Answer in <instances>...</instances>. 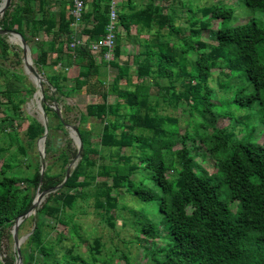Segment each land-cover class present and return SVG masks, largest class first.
<instances>
[{
	"label": "trees",
	"instance_id": "obj_1",
	"mask_svg": "<svg viewBox=\"0 0 264 264\" xmlns=\"http://www.w3.org/2000/svg\"><path fill=\"white\" fill-rule=\"evenodd\" d=\"M82 1L79 36L83 43L74 47H70L77 35L72 28L73 0H18L0 20L1 27L17 30L27 44L38 39L33 62L54 92L50 94L49 87H44V111L49 120L45 154L55 149L54 127L65 130L68 123L66 118L60 120L48 102H62L63 97L74 94L99 99L79 113L81 149L70 177L60 189L47 194L37 214L67 226L70 238L81 241L74 216L66 210L75 209L83 183L88 182L84 179L92 177L96 205L109 227H114L115 219L112 191L123 188L140 201H154L161 227L147 222L138 229L145 237L161 240L157 248H146L149 255H158L156 264H264V134L256 141L217 127L216 118L228 115L215 112L207 85L213 69H224L227 77L234 78L237 65H242L254 91L243 93L240 88L227 103L251 107L257 102L259 121L264 126V100L259 95L264 89V22L252 15L236 23L230 5L196 6L192 12L193 4L188 3L189 13L194 16L200 12L203 17L188 19L186 14L189 34L182 36L180 27L155 0H120L116 5L113 60L107 61L103 57L106 47L93 52L89 44L105 34L110 0ZM241 1L251 11L264 15V0ZM214 21H218L217 26L211 29ZM163 27L166 32L161 31ZM202 30H210L213 43L201 40ZM142 33L153 37L145 38ZM40 34L43 37L39 39ZM123 43L139 47L131 54L137 79L133 85L120 83L131 77V65L119 62ZM9 48L5 36L0 35V57L6 56ZM190 48L197 53L187 65ZM107 66L117 68L111 82L107 80ZM76 67L77 73L70 77L69 69ZM8 72L0 70V74ZM10 73L0 89V241L14 219L28 209L40 177V190L53 188L63 180L64 166L70 158L77 157L76 148L70 153L62 147L56 156L61 171H50L47 166L40 175V161L29 159L15 130L6 131L7 123L20 114L25 102L21 91L24 89L27 97L34 91L32 85L24 83L21 88V77ZM160 78L168 83L160 85ZM179 78L181 89L170 92L173 79ZM147 79L157 87L154 105L150 104L151 82ZM109 95L115 96L113 102L108 101ZM160 99L173 105L185 102L192 120L201 118L205 122L191 131V120L181 134L175 118L157 113ZM90 117L103 120L98 140L90 138L89 130L81 125ZM51 119L56 120L55 126ZM43 132L42 123H29L25 130L27 145L32 146ZM5 136L8 141L2 145ZM189 140L205 147V153L199 154L204 157L208 153L214 159L213 172L196 161L197 153L191 154L186 146ZM68 141L72 142L71 138ZM178 143L182 146L174 149ZM15 144L16 151L9 152ZM124 147L129 152L122 155L126 161L120 162ZM104 150L109 151L105 154ZM106 157L116 158V162L100 163ZM35 223L25 242L28 251L22 250L23 264H79V258L73 255L80 254L71 249L77 242L63 246L61 241L67 238L64 234L53 242L49 236L54 226ZM5 264H14V257L7 255Z\"/></svg>",
	"mask_w": 264,
	"mask_h": 264
},
{
	"label": "rangeland",
	"instance_id": "obj_2",
	"mask_svg": "<svg viewBox=\"0 0 264 264\" xmlns=\"http://www.w3.org/2000/svg\"><path fill=\"white\" fill-rule=\"evenodd\" d=\"M139 3L142 0H135ZM144 1V0H143ZM18 2V0H11V4ZM120 0H115L116 5ZM165 14H168L172 17L173 23L180 27V35L185 36L189 34V20H187L186 14H188V19H197L202 18L203 15L200 12H197L192 15L187 10L188 3H192L191 11L196 10V6L202 7L205 5H212L215 3H222L225 5H230L233 8L234 16L236 17V23L245 22L252 15L258 19H261L264 22V15L261 12L251 11L241 0H155ZM10 4V5H11ZM0 16V20H1ZM218 21H214L211 29H215ZM1 27V23H0ZM79 28L77 29V34H79ZM162 32H166L167 28L163 27ZM140 36L145 38H151L152 35L147 33H142ZM213 34L210 30H202L200 32V38L205 43H213L212 39ZM42 34L39 35V39L42 38ZM9 38L5 36L6 42L9 44V52L6 56L0 57V70H10L17 73L21 80L19 85L22 88L23 83L27 85L35 86L30 80L28 75L24 72V63L22 61V51L17 44H12L8 40ZM38 39L32 40L28 43L30 49V55L32 61L36 56V51L38 49ZM183 45L184 43L181 42ZM136 44H124L122 49L124 53L120 56V63H128L131 65L133 52L138 50ZM201 52V51H200ZM16 53V54H15ZM197 50H192L188 52V57H186V64L190 65V57L196 55ZM113 60V59H112ZM110 60V61H112ZM34 67L36 68L34 62ZM53 69H56V66H53ZM190 69V67L188 68ZM38 71V69L36 68ZM77 67L69 69V76H73L77 73ZM107 80L112 81L113 76L117 72V68L113 66H107ZM191 70V69H190ZM226 70L215 68L212 71V77L208 79L207 85L210 88V100L214 102L216 110L215 112H223L228 115V117L220 116L216 118L215 125L219 128L224 129L226 132H231L237 136H242L243 134L247 137H252L256 141H260L264 134V126L260 124L259 121V110L257 109V102L251 107H245L237 103H227L228 99L236 94L238 89L242 88L243 93H250L254 91L253 85L246 79L242 65H237V70H235L236 75L234 78H229L226 75ZM0 74V89L3 88V82L6 78L10 77L11 73ZM40 75L45 78L43 72L38 71ZM130 79L123 78L121 80V86L133 85L137 82L135 75L134 65L130 66ZM12 78V77H11ZM148 82H151L150 89V104L154 105L155 99L157 98L156 91L157 87L154 82L150 79H147ZM174 88L170 90L179 91L182 87L180 78L173 79ZM168 83L167 79L160 78L159 84L164 85ZM44 87L48 86V83H44ZM71 85V82H69ZM120 86V87H121ZM49 87V86H48ZM33 91V93H34ZM33 93L31 96H26L24 89L20 93V97L25 99V102L21 105L20 114L11 120L6 125V131L10 132L15 130L18 134L19 141L25 146L26 152L28 153L29 159L33 162L39 160V151L37 142L32 146L27 145L25 130L26 126L33 122L38 121L42 123L43 116L42 111L39 107L37 100L34 98ZM49 93L53 94V89L49 87ZM170 94V93H169ZM260 98L264 100V89L259 91ZM26 97V98H25ZM115 96L109 95L108 101L113 102ZM99 99L96 97H86L82 94H74L70 97H63L62 102L56 103L55 101L48 102L51 106H57L62 114L63 119L66 118L68 124L73 126H78V116L81 111L85 110V107L88 103L97 102ZM66 106L70 109L65 108ZM157 113L175 118L177 121V126L179 132L182 134L187 129V123H189L194 117L191 115V111L185 102L179 101L178 104H171L166 99H160V105L156 107ZM48 126L49 120L46 115ZM192 120L190 122L189 130L194 131L198 123H204L203 119ZM51 123L55 126L56 120L51 119ZM103 120L95 117H90L87 123H82L81 125L88 129L90 132V138L98 140L99 133L101 130ZM66 131V133H65ZM54 134V146L55 149L44 155L45 167L49 166L50 171H61L62 166H60V161H57L56 156L59 150L62 147H67L68 151L71 153L73 149H77V145L70 136V129L65 127V130L54 127L52 130ZM1 137V134H0ZM68 138H71L72 142L68 141ZM8 141V138L5 136L3 138L2 145H5ZM200 145V146H199ZM182 145L178 143L174 146V149L180 148ZM186 146L189 147L190 153H197L195 158L198 163L205 167L208 171L213 172L214 168V159L206 153L203 157L201 152H204L205 147L200 144V142H192L191 140L186 142ZM45 147V146H44ZM17 145H13L9 152L16 151ZM109 150H104V153L107 154ZM113 151V150H111ZM129 150L127 148H122L120 162L126 161L122 155L127 154ZM200 153V154H199ZM205 153V152H204ZM8 155V154H7ZM200 155V156H199ZM75 159V157L70 158V162L64 166V171H66L69 164ZM118 160V159H117ZM2 158H0V165L2 163ZM100 163H114L116 158L106 157L103 160H99ZM83 180V177L79 178ZM82 188V197L78 200V203L75 209H67L66 213H72L74 220L79 227L83 239L72 240L69 236L67 226L58 224L50 217L41 216L35 211L29 217H27L18 228V236L25 237L27 234L31 233L35 221H42L43 223L49 225V227L54 226V230L49 236L53 242H56L61 238V234L65 235L66 240H62L61 243L63 246H70L72 243L77 242L74 248H71L74 253L80 255H73L79 258V264H156L155 258L158 255H149L146 251L148 249H154L161 245V240L159 238H148L140 233L139 229L142 223H151L153 226L161 227L158 222V214L154 201H140L128 193L125 189H117L112 191V195L116 198V207L114 209V227H109L107 222L102 217V209L96 205L95 198L93 196V185L95 183V178L88 177L84 179ZM36 189L34 190V195ZM34 197V196H33ZM34 217V220L31 218ZM11 227L7 228L3 234V237L0 241L1 251L6 253L8 256H13L14 253V244L11 237ZM27 237L23 238L21 242V253L22 250L28 251V248L25 246ZM57 245V244H56ZM54 251L58 252L59 247L55 246ZM91 248V250L89 249ZM97 248V250H95ZM93 249V250H92ZM38 253L36 257L38 259Z\"/></svg>",
	"mask_w": 264,
	"mask_h": 264
},
{
	"label": "water",
	"instance_id": "obj_3",
	"mask_svg": "<svg viewBox=\"0 0 264 264\" xmlns=\"http://www.w3.org/2000/svg\"><path fill=\"white\" fill-rule=\"evenodd\" d=\"M11 0H0V16L3 15L5 10L10 6ZM10 33H13L16 35V44L22 51V61L24 63V72L28 75L30 80L33 82L35 86V91L33 93L34 98L37 100L39 107L42 111V116H43V121L42 124L44 126V132L43 134L36 140L37 146H38V151H39V161H40V175L42 176L44 170H45V159H44V146H45V138L46 134L48 133V122L46 118V113L44 111V83H47L46 78H43L40 73L36 70V68L33 65V61H31V55H30V49L25 41L24 37L20 32H18L15 29L11 28H3L0 27V35L2 36H8ZM53 109L56 111L57 116L60 118L61 121L63 120L62 114L60 113V110L58 109L57 106H52ZM65 127H68L70 129V136L74 140V142L77 145V157L69 164V166L66 169L65 176L61 183L57 184L51 189H46V190H40V180L37 184L36 187V193L31 201V204L29 205L28 209L22 214L19 215L14 219L13 224L11 225V237L13 240L14 244V253H15V258H14V264H23V259H22V253H21V242L23 238L28 237L27 234L25 237H19L18 236V228L19 225L31 214H33L36 209L40 206L42 201L45 199L47 194L50 192L56 191L60 189L67 179L70 177L72 170L74 169L78 159H79V153L81 149V141L79 137V132L78 128L76 126L70 125L68 123L64 124ZM35 224L33 225V228L35 227Z\"/></svg>",
	"mask_w": 264,
	"mask_h": 264
},
{
	"label": "built area",
	"instance_id": "obj_4",
	"mask_svg": "<svg viewBox=\"0 0 264 264\" xmlns=\"http://www.w3.org/2000/svg\"><path fill=\"white\" fill-rule=\"evenodd\" d=\"M84 3L82 0H73V9L72 15L74 16V22L72 23V28L74 31H77L78 26L80 25V19L82 16V10ZM116 3L115 0H110L109 3V22L106 25L105 34L99 41H94L89 44V48L93 52L99 51L101 47H106V51L103 54L105 60L110 61L113 59V49L116 40ZM83 40L79 35L74 37L73 42L70 44V47L75 45L82 44ZM6 253L0 251V264H5Z\"/></svg>",
	"mask_w": 264,
	"mask_h": 264
},
{
	"label": "bare ground",
	"instance_id": "obj_5",
	"mask_svg": "<svg viewBox=\"0 0 264 264\" xmlns=\"http://www.w3.org/2000/svg\"><path fill=\"white\" fill-rule=\"evenodd\" d=\"M9 39V42L12 43V44H16V35L13 34V33H10L8 36H7ZM32 61V59H31Z\"/></svg>",
	"mask_w": 264,
	"mask_h": 264
},
{
	"label": "crops",
	"instance_id": "obj_6",
	"mask_svg": "<svg viewBox=\"0 0 264 264\" xmlns=\"http://www.w3.org/2000/svg\"><path fill=\"white\" fill-rule=\"evenodd\" d=\"M77 35H79V34H77Z\"/></svg>",
	"mask_w": 264,
	"mask_h": 264
}]
</instances>
